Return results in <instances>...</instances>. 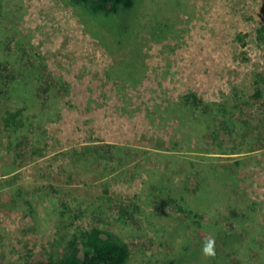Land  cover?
Instances as JSON below:
<instances>
[{"label": "rangeland", "instance_id": "obj_1", "mask_svg": "<svg viewBox=\"0 0 264 264\" xmlns=\"http://www.w3.org/2000/svg\"><path fill=\"white\" fill-rule=\"evenodd\" d=\"M3 1L9 3L8 21L0 23L31 31L35 50L70 84V105L47 123L46 155L13 171L0 127V264L59 258L71 232L93 225L125 246L124 264H264V84L262 95L252 97L264 76V40L257 37L264 0H135L140 35L119 43L85 13L88 26L103 32L113 52L86 31L69 0ZM160 23L163 35L151 33L163 28ZM134 52L137 82L105 77L111 67L118 73L119 62ZM190 91L227 106L234 124L219 132L224 152L210 129L195 126L192 115L185 118L174 105ZM87 144L140 149V156L131 152L140 165L133 168L122 163L126 155L107 154L115 170L99 179L97 161L65 164L66 150ZM165 167L176 186L183 183L185 206L193 211L160 199L152 169ZM8 185L24 188L36 218L17 206L14 190L4 189ZM194 190L203 191V201ZM63 200L70 211L61 216ZM206 237L215 238L214 259L201 254Z\"/></svg>", "mask_w": 264, "mask_h": 264}, {"label": "trees", "instance_id": "obj_2", "mask_svg": "<svg viewBox=\"0 0 264 264\" xmlns=\"http://www.w3.org/2000/svg\"><path fill=\"white\" fill-rule=\"evenodd\" d=\"M69 3L77 8L76 12L85 24L86 31L97 38L109 52H113V49L102 40L103 32L97 34L88 26L89 20H86L85 13L91 18V21L108 29L109 35L116 36L119 39L118 43L140 35V27L136 24L137 17H134L135 0H69ZM8 5V2L0 0V21H8ZM130 13L132 15L124 20L123 17ZM121 22L124 24L122 33L117 32ZM161 25L162 29H152L151 33L163 35L165 24ZM162 37L160 36V38ZM257 37L259 40H264V22L257 29ZM134 49L137 54H140L141 44L137 43ZM136 53L119 62L118 67H121L118 73L114 72L113 74L112 67L107 69L105 77L115 82H127L128 80L131 83L137 82L138 64L136 59L138 55ZM129 64L132 65V68H129ZM258 75H263V73ZM263 84L264 76L256 82L252 97L258 98L262 95ZM69 90L70 84L64 80L62 74L53 70L46 57L35 50L32 33L29 29H21L14 23L10 25L0 23V127L7 136L6 148L13 154L11 164L8 166V168L12 167V171L17 169V166L23 161L46 155L51 145L47 123L57 121L61 110L70 105L66 98ZM174 105L181 108L185 118L192 115L190 120L195 121V126L204 129L205 132L210 129L209 135L217 142L216 145L220 152L225 151L222 148L223 142L220 140L219 132L222 128L230 127L231 129L234 119L227 116L228 109L224 103L206 101L199 97L195 91H190L180 95L178 102ZM246 123L244 121L243 125L245 126ZM104 147H107L108 150L102 152ZM131 152H137L139 156L143 153L140 149L128 148L119 144H105L101 147L98 144H87L80 150L76 148L66 150L65 153H70V158L65 164L72 168L78 162L84 166H90L97 161L98 164H102L100 172H98L100 179L109 176L112 170H115L114 166L109 167L107 164V154L115 153L118 159L126 155L127 158L122 161L123 164L131 163L133 168L140 165L137 158L131 160ZM183 166H181L182 174L184 173ZM190 167L187 165L186 168ZM96 169L97 167L88 168V171ZM152 170L155 171L154 176L158 177L157 188L159 190H156L161 195L160 199L165 203L177 205L183 211H193L192 208L187 207L188 196L184 194V188L181 187L183 183L179 182L176 186L174 181L172 182V179L167 175L168 167ZM195 171L200 172L202 178H205L204 168L198 167ZM205 171L209 172L210 167L205 168ZM107 185L103 188L106 193H108ZM4 189L6 192L14 190L10 195L16 201L17 206L23 208L33 218L37 217L38 211L33 208L32 199H27L26 193L23 195L24 188L22 186L13 189L8 185ZM194 192L195 198H200L203 201L205 196L203 191L194 190ZM61 204V216H64L70 209L66 200H63ZM186 204L187 206H185ZM69 217L72 219V221L69 220V224H72L74 217ZM126 256L127 252L123 244L113 238L106 229L99 225H93L90 228H78L71 232L61 256L57 258L49 254L44 264H124ZM168 264L174 263L169 261Z\"/></svg>", "mask_w": 264, "mask_h": 264}, {"label": "clouds", "instance_id": "obj_3", "mask_svg": "<svg viewBox=\"0 0 264 264\" xmlns=\"http://www.w3.org/2000/svg\"><path fill=\"white\" fill-rule=\"evenodd\" d=\"M215 243L214 237H206L201 246V254L206 258L214 259L217 254Z\"/></svg>", "mask_w": 264, "mask_h": 264}]
</instances>
